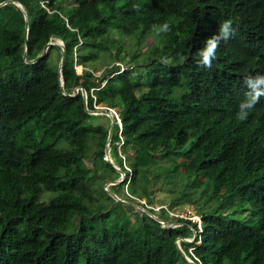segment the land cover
I'll return each mask as SVG.
<instances>
[{
  "label": "trees",
  "instance_id": "16d2710c",
  "mask_svg": "<svg viewBox=\"0 0 264 264\" xmlns=\"http://www.w3.org/2000/svg\"><path fill=\"white\" fill-rule=\"evenodd\" d=\"M13 2L29 15L28 34ZM225 20L233 32L205 68L200 52ZM165 22L170 31L158 34ZM112 31L131 32L137 46L153 32L155 46L136 68L98 77L87 70L95 52L110 43L113 60L124 59ZM57 39L67 52L63 86V48L45 54ZM81 47L90 51L75 56ZM257 75L264 0H0V264H264V97L245 120L237 115L244 79ZM158 157L138 223L122 192L137 194L139 176L149 183ZM90 158L93 170L83 167ZM123 173L110 187L120 199L102 190L112 203L100 207L97 181ZM203 183L200 228L166 211ZM165 185L172 197L157 211L152 195Z\"/></svg>",
  "mask_w": 264,
  "mask_h": 264
},
{
  "label": "rangeland",
  "instance_id": "374dc122",
  "mask_svg": "<svg viewBox=\"0 0 264 264\" xmlns=\"http://www.w3.org/2000/svg\"><path fill=\"white\" fill-rule=\"evenodd\" d=\"M63 3H64L63 6L65 8V12H68L70 7L73 6L72 3L69 1L68 2L65 1ZM164 18L169 22H174L176 19L173 16H164ZM153 35L154 33L151 32L149 39L145 41L143 44H141L140 46H137L136 39L134 38L131 32L128 35L122 36L112 31L110 33V40H114L116 45L119 42L120 44L123 45L122 55L124 59L122 58L123 60H120V61L113 60V56H111V53L115 51V48L109 43L108 46L110 50H105L102 52H95L94 54L95 59L92 61H89L90 67L87 70L93 71L96 74V76L99 77L101 76V74L103 73L105 69L110 68L113 65L121 66L122 70L127 69V66H129L130 68L135 66L136 68L137 66L141 65L143 61L146 60L145 54L152 51V49L154 48L155 40H154ZM55 43L63 45L62 41L58 39L55 40ZM89 51L90 50L81 47V48L75 49L74 53H75V56H78L79 54H86ZM36 54H39V53H36ZM57 59H58V54H56L55 60L57 61ZM76 71L78 74H81L83 71V67L76 66ZM140 71H142V69L134 70V74L138 75L140 74ZM98 109H106V107L100 106L98 107ZM96 114H98V112ZM94 123L95 125L103 124L104 119L95 121ZM110 161L113 163L111 158H110ZM83 167L88 170H93L92 159L90 158V159L85 160ZM160 169H161V159L158 157L157 163L151 166V170H150L151 178L149 177V183L144 178H141V176H139L136 182L131 185L135 188L137 194L133 195V194L127 193L126 190L122 192L123 194H127L128 196H130L131 199L135 201V203L133 204H129L128 201H124V202H126L127 204L126 208L129 211V216L135 219V221H137L138 223H140L141 214L144 209L141 206L137 205L136 203H139L140 205H145L147 207L146 201L143 200L144 199L143 197H141L142 193L144 191V188L151 189L154 186V184H156L157 181H156L155 176L156 174L159 173ZM109 178L110 177H108L107 179L108 182H105V183H103L104 182L103 180L97 181L94 189L91 191V195L94 198V200L98 203L100 207L105 208V209L111 205L112 201L107 198V196L103 193L102 190H105L108 193L113 194L110 190V187L117 184L116 182H111ZM124 178H125V174L123 173V177L121 178V180L117 182L123 181ZM203 187H204V183L198 184L194 186L192 189H189L188 190V193H189L188 202L178 205L177 208L173 212H170L168 210V207L166 206L165 208L166 211L172 215H175L176 217L198 221V227L200 228L201 218L200 216H198V208L200 204H203L205 199L208 197L207 193L202 194ZM168 192L169 190L168 188H166V185L163 188H159V190L154 191V195H152V197L155 203L154 204L155 210L158 211L160 205L166 204L171 199L172 196ZM113 195L116 197L117 200L120 199L115 194ZM49 198H50V195L44 194L42 199L43 201H48Z\"/></svg>",
  "mask_w": 264,
  "mask_h": 264
},
{
  "label": "clouds",
  "instance_id": "9594fccd",
  "mask_svg": "<svg viewBox=\"0 0 264 264\" xmlns=\"http://www.w3.org/2000/svg\"><path fill=\"white\" fill-rule=\"evenodd\" d=\"M134 7L138 9V6L134 5ZM168 31H170V25L167 22L163 23L158 28V34L167 33ZM232 32H233L232 21L225 20L220 25L218 33L206 40L205 47L200 52L201 59L199 61V64L201 66L205 68L211 67L212 62L216 57V52L219 47L220 41L221 40L227 41L230 38ZM162 62L167 64L168 59L165 57ZM244 85L246 86L248 91L245 93V97H246L245 100L242 101L239 105V112L237 115L240 120H245L248 116L249 111L254 108V106L259 102L261 97H264V75H257L255 77L248 76L244 79ZM109 111L112 113V115L115 116V114L112 112V109H110ZM117 115L119 116L118 113ZM115 119L118 122L116 116ZM120 128H122V123ZM201 224L202 221L200 220V227Z\"/></svg>",
  "mask_w": 264,
  "mask_h": 264
},
{
  "label": "water",
  "instance_id": "95a60500",
  "mask_svg": "<svg viewBox=\"0 0 264 264\" xmlns=\"http://www.w3.org/2000/svg\"><path fill=\"white\" fill-rule=\"evenodd\" d=\"M13 3H14L18 8H20V9L24 12V14H25V18H26V32H27V34H28L29 26H30V18H29V15H28L27 11L23 8L22 5L17 4V3H15V2H13ZM50 46H59V47H62V48H63L62 59H61V64H60V69H59L60 84H61V86H63L64 82H63V77H62V69H63L64 63H65V61H66L67 52H66V49H65L64 45H61V44H58V43H51V44H49V46L47 47V49H46V51H45V54H46V52H47V50H48V48H49ZM25 55H27V50H26ZM43 56H44V55H43ZM75 93L77 94V93H78V90H77ZM82 95H83V97H84L85 103H87V95H86V93L83 92ZM101 110H104V111H105L106 109H101ZM100 113H101V112H100ZM104 113H106L107 116L111 117V119H112V123L114 124V123H115V116L112 115V113H111L109 110H108V112H104ZM112 130H113V127L111 128V132H110L111 134H112ZM110 141H111V139H109V142H110ZM106 154H107L106 160L109 161V162L111 163V161H110V156H109V155H110V146L107 148V152H106ZM120 182H122V181H120ZM120 182H116V183H120ZM110 195L116 199V197H115L113 194H110Z\"/></svg>",
  "mask_w": 264,
  "mask_h": 264
},
{
  "label": "built area",
  "instance_id": "2783aa9c",
  "mask_svg": "<svg viewBox=\"0 0 264 264\" xmlns=\"http://www.w3.org/2000/svg\"><path fill=\"white\" fill-rule=\"evenodd\" d=\"M42 5H43V7H45V4H44V3H42ZM45 8H46V7H45ZM112 112L115 114L116 118L118 119V123H119V125L121 126V121H120V119H119V116L117 115V113H116L114 110H112Z\"/></svg>",
  "mask_w": 264,
  "mask_h": 264
}]
</instances>
